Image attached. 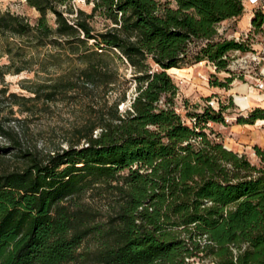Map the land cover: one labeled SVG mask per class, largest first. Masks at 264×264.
<instances>
[{
  "label": "trees",
  "instance_id": "obj_1",
  "mask_svg": "<svg viewBox=\"0 0 264 264\" xmlns=\"http://www.w3.org/2000/svg\"><path fill=\"white\" fill-rule=\"evenodd\" d=\"M25 1L39 13L33 23L0 9L9 56L0 81L34 64L74 62L31 90L51 100L76 87L114 91L115 60L131 76L122 77L110 115L84 134L85 145L42 157L17 143L23 166L0 173V264H188L201 252L214 264H264V146H254L256 164L211 136L208 122L224 120V104L185 120L169 74L204 60L230 73L211 81L228 87L233 53L256 50L249 34L229 37L218 25L241 17L245 0H84L90 11L72 0ZM251 22L264 23L262 5L252 8ZM261 118L264 107L255 106L237 120ZM86 189L109 196L107 219L77 200ZM88 237L97 247L81 251Z\"/></svg>",
  "mask_w": 264,
  "mask_h": 264
},
{
  "label": "rangeland",
  "instance_id": "obj_2",
  "mask_svg": "<svg viewBox=\"0 0 264 264\" xmlns=\"http://www.w3.org/2000/svg\"><path fill=\"white\" fill-rule=\"evenodd\" d=\"M72 1L75 7L86 11L91 9V4H87L84 0ZM160 1H167L171 6H175L174 0ZM244 3L242 16L220 23L219 29L236 39L249 34V42L253 48L260 56H264V23L259 29H255L251 22L253 5L249 0H245ZM0 9L22 14L32 23L39 15L36 8L31 7L25 0H0ZM49 18L53 22L51 14ZM94 24L97 28H101L102 18L97 16ZM251 51L233 53L230 68L235 71L236 76L228 87L211 84V81L217 77L223 79L230 73L218 72L213 64L204 60L201 63L195 62L183 66L178 71L171 70L169 74L179 88L174 106L185 120H190L189 113L203 111L208 105L211 108H218L220 104L228 106L223 109L224 120L208 122L207 131L211 132L213 138L223 142L226 148L245 154L252 162L261 164L260 158L255 154L254 146H264V122L261 121L264 118L245 124L237 120L240 116L245 117L255 106L264 107V86H261L264 84V78L259 75L261 71L254 64ZM72 63L74 62L66 61L62 66L54 65L46 70L34 64L32 70H24L18 74L9 73L4 81H0V131L7 133L0 135V173L15 171L23 166L22 156L15 148L17 143H21L23 150L33 151L42 157L66 149L70 144L85 145L84 134H89L93 124L110 115L111 104L119 90L124 87L122 77L131 76L128 64L115 60L120 81L114 91L107 92L102 87L94 89L83 86L67 92L60 91L51 100L43 96L44 92L39 97L31 91L43 84V81L51 83V78L62 70L71 68ZM0 64H9V56L4 52L2 42H0ZM134 92L132 84L126 95L127 100L119 104V110L126 108ZM99 130L96 128L93 131L94 135ZM82 194L77 200L88 202L99 212L101 220L107 219L111 211L109 196L91 189H86ZM96 247V240L88 237L80 250H94ZM187 260L188 264H214L212 259L202 252Z\"/></svg>",
  "mask_w": 264,
  "mask_h": 264
},
{
  "label": "built area",
  "instance_id": "obj_3",
  "mask_svg": "<svg viewBox=\"0 0 264 264\" xmlns=\"http://www.w3.org/2000/svg\"><path fill=\"white\" fill-rule=\"evenodd\" d=\"M249 3L253 5L252 8L258 7L260 5H262V7L264 8V0H249ZM235 52H239V51H235ZM251 54L253 56L252 60H253L254 64L257 67H259L258 69H259V71H261V73L259 75L264 78V56H260L258 54V52H256V51H251ZM261 86H264V84H262ZM209 104H211L210 101H209Z\"/></svg>",
  "mask_w": 264,
  "mask_h": 264
},
{
  "label": "crops",
  "instance_id": "obj_4",
  "mask_svg": "<svg viewBox=\"0 0 264 264\" xmlns=\"http://www.w3.org/2000/svg\"><path fill=\"white\" fill-rule=\"evenodd\" d=\"M173 70H176V71H178V70H179V68H174Z\"/></svg>",
  "mask_w": 264,
  "mask_h": 264
},
{
  "label": "bare ground",
  "instance_id": "obj_5",
  "mask_svg": "<svg viewBox=\"0 0 264 264\" xmlns=\"http://www.w3.org/2000/svg\"><path fill=\"white\" fill-rule=\"evenodd\" d=\"M171 70H173V69H170L169 71H171ZM262 122H264V120H261Z\"/></svg>",
  "mask_w": 264,
  "mask_h": 264
}]
</instances>
